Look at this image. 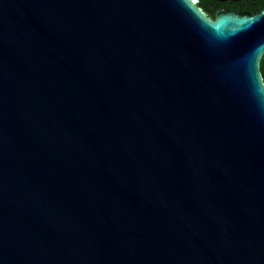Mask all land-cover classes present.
I'll return each mask as SVG.
<instances>
[{"label":"water","instance_id":"1","mask_svg":"<svg viewBox=\"0 0 264 264\" xmlns=\"http://www.w3.org/2000/svg\"><path fill=\"white\" fill-rule=\"evenodd\" d=\"M0 0V264H264V7Z\"/></svg>","mask_w":264,"mask_h":264},{"label":"trees","instance_id":"2","mask_svg":"<svg viewBox=\"0 0 264 264\" xmlns=\"http://www.w3.org/2000/svg\"><path fill=\"white\" fill-rule=\"evenodd\" d=\"M225 0H198L197 7H200L206 15L214 19L215 13L219 8H222ZM235 2L236 8L247 11L250 14L259 12L264 7V0H229ZM228 6V2H224ZM259 71L264 86V54L259 60Z\"/></svg>","mask_w":264,"mask_h":264},{"label":"flooded vegetation","instance_id":"3","mask_svg":"<svg viewBox=\"0 0 264 264\" xmlns=\"http://www.w3.org/2000/svg\"><path fill=\"white\" fill-rule=\"evenodd\" d=\"M224 2H228L227 4H228V6H225L224 4ZM222 4V8H219L217 11H229V10H234V11H236V12H247V11H244V10H239L238 8H236V5H235V2H231V1H229V0H225Z\"/></svg>","mask_w":264,"mask_h":264},{"label":"rangeland","instance_id":"4","mask_svg":"<svg viewBox=\"0 0 264 264\" xmlns=\"http://www.w3.org/2000/svg\"><path fill=\"white\" fill-rule=\"evenodd\" d=\"M195 5H197V4L195 3Z\"/></svg>","mask_w":264,"mask_h":264}]
</instances>
